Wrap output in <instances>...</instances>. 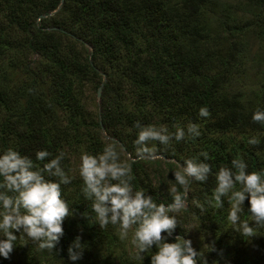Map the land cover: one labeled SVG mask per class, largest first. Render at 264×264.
Returning a JSON list of instances; mask_svg holds the SVG:
<instances>
[{
  "label": "trees",
  "instance_id": "trees-1",
  "mask_svg": "<svg viewBox=\"0 0 264 264\" xmlns=\"http://www.w3.org/2000/svg\"><path fill=\"white\" fill-rule=\"evenodd\" d=\"M248 4L253 16L242 21L223 0H0V152L12 148L42 167L37 151L52 154L45 162L63 151L62 166L74 177L61 186L74 215L65 219L57 247L39 250L17 233L10 258H0V264H150L156 249L139 258L119 239L116 226L96 224L91 201L81 194L77 161L82 153L102 152L105 144H114L131 164L134 189L157 204L172 203L168 187L175 184L160 166L172 173L185 159L208 163V181L188 185V205L177 216L174 236L194 243V233L207 235L214 241L211 256L231 249L228 237L234 249L250 241L264 259V228L242 237L227 221L226 198L221 209L205 203L215 173L231 168L234 158L243 159L248 172L264 170V124L252 120L264 110V83L254 97L234 87L249 33L262 42L264 59V0ZM98 87L104 92L94 112L86 93ZM200 107L208 108L209 117L198 118ZM137 121L171 132L195 123L201 135L173 140L166 151L149 142L158 158L141 157L133 145ZM252 137L259 143L250 145ZM242 207L241 219H248L247 200ZM78 236L83 253L72 262L67 249Z\"/></svg>",
  "mask_w": 264,
  "mask_h": 264
},
{
  "label": "clouds",
  "instance_id": "clouds-1",
  "mask_svg": "<svg viewBox=\"0 0 264 264\" xmlns=\"http://www.w3.org/2000/svg\"><path fill=\"white\" fill-rule=\"evenodd\" d=\"M209 115L207 107L199 108L198 118ZM252 120L264 124V110L255 111ZM134 127L138 131L133 145L141 157L155 155L156 148L149 147V142H159L166 151L173 140L180 142L186 136L194 139L201 135L195 123H189L186 129L176 125L174 132L163 125L145 126L139 121ZM248 143L256 145L259 140L252 137ZM51 155L47 150L37 151L35 161L42 162V167H38L31 158L12 148L0 152V258H10L17 233L21 239L34 242L39 250L55 249L64 235L65 219L74 215L61 190L62 185H69L74 179L62 166L66 153L60 151L45 162ZM203 155L207 159V154ZM247 168L246 162L239 158L231 161V168L221 167L215 173L216 186L205 203L221 209L226 198L231 205L228 223L242 237L252 238L257 228H264V170L248 172ZM211 174L208 163L185 159L183 167L172 172L175 181L169 187L172 203L165 205L154 202L143 190L134 189L131 164L121 160L114 144H105L96 155L82 153L79 164L83 181L80 191L85 200L91 201L96 224L101 229L116 226L121 241L129 239L132 230L131 244L139 258L156 249L150 255V264H208L190 239L174 233L177 215L186 207L188 185L191 181L205 183ZM177 185L184 189L183 193L177 192ZM246 200L249 218L242 220L240 213ZM196 207L205 211V204L196 202ZM82 215L89 219L86 212ZM67 253L72 262L81 259L83 248L79 236L69 245Z\"/></svg>",
  "mask_w": 264,
  "mask_h": 264
},
{
  "label": "rangeland",
  "instance_id": "rangeland-1",
  "mask_svg": "<svg viewBox=\"0 0 264 264\" xmlns=\"http://www.w3.org/2000/svg\"><path fill=\"white\" fill-rule=\"evenodd\" d=\"M227 1L232 10L235 11V15L241 18L243 21H248V18H252L253 13L248 0H223ZM245 61L244 65L241 67L242 70L239 76L235 79V92H240L244 96L254 97L255 93L261 88L264 83V59L262 42L258 40V37L254 33H249L248 40L245 42ZM103 88L98 87L97 89H90L87 91L86 95L88 96V101L91 104L90 108L94 112H99L100 109V97L103 95ZM100 93V97H99ZM108 135V134H106ZM124 152V151H122ZM125 159H131L130 154L123 153ZM153 158V157H152ZM157 156H154V159H157ZM147 159V158H146ZM153 160V159H151ZM80 160L77 161L79 166ZM150 171V170H149ZM160 171L163 172L165 178L169 179L172 177V173L166 168V165L160 166ZM157 183V180H156ZM169 188V187H168ZM188 196V194H187ZM186 207L188 205V200L185 201ZM185 207V208H186ZM181 212L177 215L179 216ZM131 231L129 233V239L125 240L128 243V246L131 250H136L135 247L131 244ZM195 241L192 243L193 247L200 253L206 254L208 264H235V258H239V261L242 264H264V259H262L261 252L253 246L250 241L244 248L232 247V242L230 238H226V242L231 246L230 250L224 251L226 254H213L211 256L209 249L214 245L212 238H209L203 233H194ZM207 236V237H206ZM223 252V253H224Z\"/></svg>",
  "mask_w": 264,
  "mask_h": 264
},
{
  "label": "water",
  "instance_id": "water-1",
  "mask_svg": "<svg viewBox=\"0 0 264 264\" xmlns=\"http://www.w3.org/2000/svg\"><path fill=\"white\" fill-rule=\"evenodd\" d=\"M99 97H100V93H99Z\"/></svg>",
  "mask_w": 264,
  "mask_h": 264
}]
</instances>
